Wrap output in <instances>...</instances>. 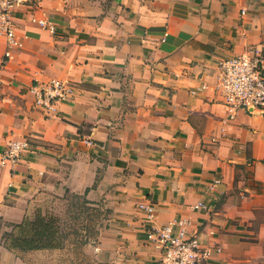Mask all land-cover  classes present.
<instances>
[{
	"label": "crops",
	"instance_id": "0c3cea01",
	"mask_svg": "<svg viewBox=\"0 0 264 264\" xmlns=\"http://www.w3.org/2000/svg\"><path fill=\"white\" fill-rule=\"evenodd\" d=\"M15 21L22 45L1 69L0 150L22 138L36 150L0 165V220L20 223L41 194L86 191L111 208L89 244L99 263L162 264L146 232L179 217L222 248L200 231L209 211L192 206L213 205V181L231 184L247 147L264 179V116L229 120L215 90L221 60L264 45V0H39ZM7 48L0 35V66ZM52 79L76 91L47 115L31 88ZM139 204L154 206V222ZM0 264L23 263L0 244Z\"/></svg>",
	"mask_w": 264,
	"mask_h": 264
},
{
	"label": "rangeland",
	"instance_id": "374dc122",
	"mask_svg": "<svg viewBox=\"0 0 264 264\" xmlns=\"http://www.w3.org/2000/svg\"><path fill=\"white\" fill-rule=\"evenodd\" d=\"M259 41L264 43V38ZM256 162L247 147V160L236 166L232 183L215 188L213 205L207 209L208 220L200 228L201 233L209 236L208 242L222 247L220 264H264V179L255 175ZM89 198L86 191L41 194L23 220L38 213L57 218L63 247L47 251L11 250L23 264H102L89 252V244L109 227L111 208L105 195ZM13 224L16 223L0 220V244L10 243Z\"/></svg>",
	"mask_w": 264,
	"mask_h": 264
},
{
	"label": "built area",
	"instance_id": "2783aa9c",
	"mask_svg": "<svg viewBox=\"0 0 264 264\" xmlns=\"http://www.w3.org/2000/svg\"><path fill=\"white\" fill-rule=\"evenodd\" d=\"M39 0H0V35L5 36L8 48L4 52L1 69L12 58L11 49L20 47L17 36L15 12L21 7H34ZM33 22L56 31L55 23L44 16L33 17ZM215 90L219 102L227 109V118L235 120L239 113L251 116H264V45L254 46L243 54L223 59L219 62ZM76 91L72 82L52 79L42 86H32L34 107L50 115L56 105L69 101ZM36 150L28 138L10 141L0 150V165L15 164L24 154ZM221 183L215 179L211 188ZM194 210H207L204 201L192 206ZM138 209L146 213L150 222H154L155 208L152 205L139 204ZM192 222L184 217L175 218L161 225L149 226L147 239L158 249L162 264H211L222 253V248L204 245L198 232L191 231Z\"/></svg>",
	"mask_w": 264,
	"mask_h": 264
},
{
	"label": "trees",
	"instance_id": "16d2710c",
	"mask_svg": "<svg viewBox=\"0 0 264 264\" xmlns=\"http://www.w3.org/2000/svg\"><path fill=\"white\" fill-rule=\"evenodd\" d=\"M9 249L52 250L63 247L62 228L57 218L38 213L32 219L13 224ZM6 243V241H5Z\"/></svg>",
	"mask_w": 264,
	"mask_h": 264
}]
</instances>
